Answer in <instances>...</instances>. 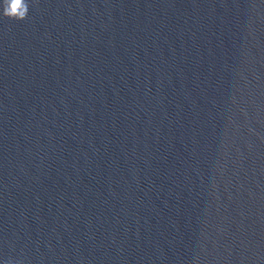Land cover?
<instances>
[{"label":"water","instance_id":"1","mask_svg":"<svg viewBox=\"0 0 264 264\" xmlns=\"http://www.w3.org/2000/svg\"><path fill=\"white\" fill-rule=\"evenodd\" d=\"M13 2L0 264H264V0Z\"/></svg>","mask_w":264,"mask_h":264},{"label":"clouds","instance_id":"2","mask_svg":"<svg viewBox=\"0 0 264 264\" xmlns=\"http://www.w3.org/2000/svg\"><path fill=\"white\" fill-rule=\"evenodd\" d=\"M18 5H19V0H15V2H13V3L11 4L10 9H7L6 11H7L8 13H13V12H15V10L17 9ZM21 15H23V13H21Z\"/></svg>","mask_w":264,"mask_h":264}]
</instances>
